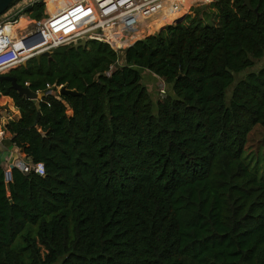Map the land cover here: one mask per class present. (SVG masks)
Wrapping results in <instances>:
<instances>
[{
	"label": "trees",
	"instance_id": "1",
	"mask_svg": "<svg viewBox=\"0 0 264 264\" xmlns=\"http://www.w3.org/2000/svg\"><path fill=\"white\" fill-rule=\"evenodd\" d=\"M250 4L191 7L124 55L89 40L28 59L7 74L38 106L0 80L19 112L3 129L44 167L6 181L0 165V264H264V178L245 155L264 129V63L249 70L264 0Z\"/></svg>",
	"mask_w": 264,
	"mask_h": 264
},
{
	"label": "built area",
	"instance_id": "2",
	"mask_svg": "<svg viewBox=\"0 0 264 264\" xmlns=\"http://www.w3.org/2000/svg\"><path fill=\"white\" fill-rule=\"evenodd\" d=\"M183 4L184 0H15L0 15V74L21 66L37 54L52 52L57 47L72 45L82 39L105 42L120 53L141 39L137 37L145 31L155 26L158 28L170 19L174 21ZM37 5L42 6L39 18L33 16ZM22 17L26 19L23 25L5 29ZM157 84L158 98L165 97V84L160 80ZM61 87L55 86L46 93L56 95ZM0 99H3L0 102L1 141L10 134L3 126L8 120L18 119L19 112L11 99ZM14 147L12 160L5 169L6 181L10 180L11 167L22 173L44 174L41 162L28 161L26 156L19 154L20 148Z\"/></svg>",
	"mask_w": 264,
	"mask_h": 264
},
{
	"label": "rangeland",
	"instance_id": "3",
	"mask_svg": "<svg viewBox=\"0 0 264 264\" xmlns=\"http://www.w3.org/2000/svg\"><path fill=\"white\" fill-rule=\"evenodd\" d=\"M212 0H184L183 8L179 12V17H183L189 14L190 8L195 6H204L211 2ZM169 20V19H168ZM175 20V19H174ZM183 20V19H182ZM170 22V23H169ZM174 21L170 19V21L163 23L158 28L155 26L151 30L145 31L143 34H140L137 38H143L145 36L154 34L159 29L163 28L167 24H172ZM264 63V57L262 59L256 60L253 67L249 70L256 71L258 70ZM143 82L149 88L151 93L153 92L154 100L159 99L156 90L158 89L157 82H154L152 77L149 74H143ZM159 82V81H158ZM155 100V101H156ZM245 155L247 156L246 162L249 164L250 167L257 170L258 174L264 178V129L259 125L254 126V128L248 133V140L246 143ZM7 164V160L2 161L0 159V163Z\"/></svg>",
	"mask_w": 264,
	"mask_h": 264
},
{
	"label": "water",
	"instance_id": "4",
	"mask_svg": "<svg viewBox=\"0 0 264 264\" xmlns=\"http://www.w3.org/2000/svg\"><path fill=\"white\" fill-rule=\"evenodd\" d=\"M15 0H0V15H2L9 7L10 5L14 2ZM243 3L247 6L249 10H252V6L250 4V0H243ZM183 17H178L174 20V23L181 22ZM87 44V41L85 39L80 40L77 43L72 44V47H84ZM51 52L50 51H45L42 52L41 54H37L35 58L39 59L41 56H47L50 57ZM120 55H124V51H120ZM123 62V56L120 58L119 63ZM26 61L22 63V65H25ZM229 71V69H227ZM0 80H8L11 82V87L18 93L19 96L25 97L26 99L31 100L36 106H38L39 101L43 97V93L33 91L31 90L27 85L22 86L16 81V78L14 76H10L9 74H0ZM60 94H72L75 95L77 92L75 90H68L64 86H62L59 90ZM39 113L37 114V116ZM19 154L21 156H25L24 154V149L20 148Z\"/></svg>",
	"mask_w": 264,
	"mask_h": 264
},
{
	"label": "crops",
	"instance_id": "5",
	"mask_svg": "<svg viewBox=\"0 0 264 264\" xmlns=\"http://www.w3.org/2000/svg\"><path fill=\"white\" fill-rule=\"evenodd\" d=\"M0 102H3V99H0ZM3 116V114L1 115ZM4 117H2L3 119ZM11 135H7L0 141V159L2 161L7 160V164L3 162L0 163L5 169H8L9 163L12 160V154L15 151L14 145L10 142Z\"/></svg>",
	"mask_w": 264,
	"mask_h": 264
},
{
	"label": "bare ground",
	"instance_id": "6",
	"mask_svg": "<svg viewBox=\"0 0 264 264\" xmlns=\"http://www.w3.org/2000/svg\"><path fill=\"white\" fill-rule=\"evenodd\" d=\"M25 22H26V19H25L24 17H22V18H21L16 24H14V25H12V26L7 25V26L5 27V29L19 27V26L23 25ZM5 29H4V30H5Z\"/></svg>",
	"mask_w": 264,
	"mask_h": 264
}]
</instances>
